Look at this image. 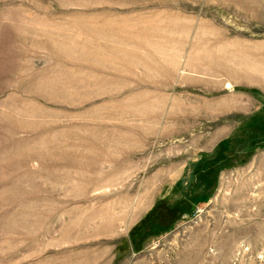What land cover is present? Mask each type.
I'll list each match as a JSON object with an SVG mask.
<instances>
[{
  "label": "rangeland",
  "instance_id": "obj_1",
  "mask_svg": "<svg viewBox=\"0 0 264 264\" xmlns=\"http://www.w3.org/2000/svg\"><path fill=\"white\" fill-rule=\"evenodd\" d=\"M0 264H264V0H0Z\"/></svg>",
  "mask_w": 264,
  "mask_h": 264
},
{
  "label": "trees",
  "instance_id": "obj_2",
  "mask_svg": "<svg viewBox=\"0 0 264 264\" xmlns=\"http://www.w3.org/2000/svg\"><path fill=\"white\" fill-rule=\"evenodd\" d=\"M206 196H207V195H205V196H197L196 198H193L192 202H196V201L199 200V199H204ZM168 218H170V217L163 218V219H161V220L159 221V222H160V229H161V230H165V229H167V226L170 224V223H169L167 226L164 225V222H166V221L168 220ZM159 222H158V223H159Z\"/></svg>",
  "mask_w": 264,
  "mask_h": 264
}]
</instances>
